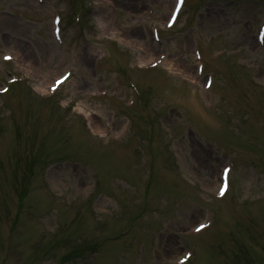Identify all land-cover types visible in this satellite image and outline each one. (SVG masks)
Masks as SVG:
<instances>
[{"label": "rangeland", "instance_id": "rangeland-1", "mask_svg": "<svg viewBox=\"0 0 264 264\" xmlns=\"http://www.w3.org/2000/svg\"><path fill=\"white\" fill-rule=\"evenodd\" d=\"M174 3L0 0V264H264V0Z\"/></svg>", "mask_w": 264, "mask_h": 264}, {"label": "snow or ice", "instance_id": "snow-or-ice-1", "mask_svg": "<svg viewBox=\"0 0 264 264\" xmlns=\"http://www.w3.org/2000/svg\"><path fill=\"white\" fill-rule=\"evenodd\" d=\"M200 227H204L203 225H201ZM197 230H199V229H197ZM184 259H187V257H184ZM181 264H183V262H181Z\"/></svg>", "mask_w": 264, "mask_h": 264}, {"label": "bare ground", "instance_id": "bare-ground-1", "mask_svg": "<svg viewBox=\"0 0 264 264\" xmlns=\"http://www.w3.org/2000/svg\"><path fill=\"white\" fill-rule=\"evenodd\" d=\"M97 133H99V130H95Z\"/></svg>", "mask_w": 264, "mask_h": 264}]
</instances>
